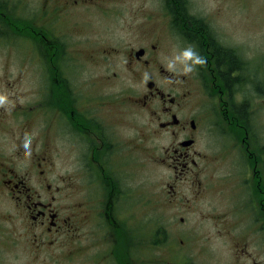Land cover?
I'll return each mask as SVG.
<instances>
[{
    "label": "flooded vegetation",
    "instance_id": "obj_1",
    "mask_svg": "<svg viewBox=\"0 0 264 264\" xmlns=\"http://www.w3.org/2000/svg\"><path fill=\"white\" fill-rule=\"evenodd\" d=\"M104 1L37 0L39 18L29 20L21 14L18 19L11 0H0V17L5 20L4 25L0 18L4 25L0 33L5 36L0 40L8 41L2 45L15 49L24 46L16 57L41 64L44 77L41 101L33 109L42 110L44 120L42 157L36 156L28 165L19 154L9 162L11 168L0 165V185L7 186L12 195L16 226L26 231L15 237L16 248L21 240L25 241L35 256L50 257L43 264H59L60 259L69 257L70 251V260L79 258L82 264H211L209 260L204 262V252L213 255L212 235H204L200 229L204 223H211L215 230L212 234L221 239L218 241L224 248H231L233 238L241 245L239 238L245 236L243 250L235 253L249 264H261L248 247L258 236L264 241V123L259 125L264 119L259 111L264 110V57L253 54L251 40L237 38L236 32L231 31L234 28L215 31L198 11L195 0H120L125 7L106 6ZM234 1L240 0L225 2L233 7ZM121 7L131 14L130 18L141 14L134 27L126 19L135 37H126L125 43L134 40L139 47L126 54L125 68L137 79L144 77V91L130 100L126 91L114 100L97 97V77L90 82L92 90H82L75 71L69 64L65 69L62 63L66 59L78 62L81 58L62 53L67 46L59 33L65 21L85 25L79 20L72 23L70 14L73 18L80 11L108 14ZM160 17H167L169 25H157ZM192 18L201 25L195 35L188 31ZM166 41L173 43L170 59L164 53ZM59 46L60 50H56ZM26 48L31 50L30 55H26ZM189 49L203 63L191 61L186 65L189 61L184 63L182 55ZM113 53L104 54L102 62L110 60ZM218 54L234 59L236 66L232 68L228 60H219ZM95 59L92 52L89 60L96 62ZM182 66H191L192 71L185 72ZM104 73L105 69L102 79ZM117 76H107V83ZM196 93L204 95L198 102L200 111L197 104L191 107ZM144 113L149 116L147 120ZM130 114L133 117L128 124ZM28 115L19 109L17 116H27L22 124L16 118L22 132L32 125ZM128 127L134 131L131 136L127 134ZM12 130L8 126L7 131ZM213 132L219 138L211 141ZM150 136L159 141L161 137L168 138L163 156L160 148L152 150L153 162L171 171L169 185L174 192L169 203L177 205L174 197L179 200L181 196V202H185L183 210L188 212L172 215L164 225L159 215L145 219L141 209L145 206L144 187L129 182L130 175L134 176L130 171L134 168L138 174V168H143L139 154L144 153L145 139ZM201 139L204 154L197 149ZM211 143L217 146L218 153L209 154ZM70 159L72 181L66 180L68 177L61 180L60 176L57 181H48L47 175L57 173ZM215 160L227 164L231 178L211 169L210 163ZM17 165L24 166L25 175L17 174ZM35 173L41 176L35 178ZM232 178L238 194L236 202H231L232 194L228 195L225 187L232 184ZM188 180L190 186L181 188ZM219 185L223 187L219 189ZM184 189L194 199L203 192L205 196L210 189L216 193L223 190L227 204L210 209L215 213L191 214L193 201H187ZM154 199L156 210H160V193Z\"/></svg>",
    "mask_w": 264,
    "mask_h": 264
},
{
    "label": "rangeland",
    "instance_id": "obj_2",
    "mask_svg": "<svg viewBox=\"0 0 264 264\" xmlns=\"http://www.w3.org/2000/svg\"><path fill=\"white\" fill-rule=\"evenodd\" d=\"M225 1L226 0H195L196 4L199 6L198 11L203 13L207 23L213 25L215 31L221 28V31L224 32L225 27L229 30L230 28H234L235 30L231 31L236 32L235 35L237 38H241L242 40L246 39V42L251 40L253 54L258 58L264 57V0L234 1L233 7H229V4H226ZM11 2L16 6L17 16L21 14L22 18H24L27 15L29 20L34 16L39 18L38 15L40 14L41 9L40 3L37 2V0H11ZM104 3L106 6L122 5L120 0H105ZM76 13L75 18H73L71 14L69 15L72 18L71 22L74 23V20H79L80 22L85 23V25H72L70 22L65 21V25H60L59 33H61V37L63 36L61 40H64V44L67 46L66 49L63 48L62 53L79 55L81 60L74 62L73 59H66L62 62L64 68H68L67 64H69L72 71H75L77 84L82 90H92L93 84L90 82L94 77H97L100 80L96 90L97 97H112L114 100L116 96L122 95L121 93L123 91H126L125 96L128 95L129 100L132 97H139V94L144 91V85L142 82L144 77H139V79H137L131 71L125 68L126 54L131 52L133 48L139 47V42L127 40V43H125V38L135 37L134 30L130 29V26L132 25V27H134V25L137 24L141 14L133 15V18H130L131 14L122 7L120 11L108 12V14L99 10H93L90 13L83 11ZM19 16L18 19H20ZM0 18L5 25V20L2 17ZM160 18V22L157 25H169L167 17ZM126 19L131 23L129 28L126 24ZM135 21L136 23L132 24V22ZM67 23L70 24L68 25ZM4 25L0 24V28ZM0 37L5 38L3 32L0 33ZM2 43L7 44L8 41L0 40V96L5 98L4 102L0 104V165L11 168L12 164L11 166H8L9 162L14 158L16 159L19 154H22V157H24V163L31 165V162L36 156L37 158L42 157L41 151L44 149L42 148V138H46L45 131L42 129L44 122L42 110H37L36 112L33 111L34 107L41 101L40 89L44 79L43 70L41 64L37 62H26L23 59L16 57V54L22 51L24 46H19L15 49L14 47L10 48L4 46ZM22 44L24 45L23 42ZM60 48V46L56 47V50H60ZM26 50V55H30L31 50L29 48H26ZM114 50L117 51V54L113 53ZM172 50V41H166L164 53L168 54L167 56L169 59ZM92 52L95 53L96 62L89 60V56ZM111 52L114 55L111 56L110 60H105V63H103V55ZM183 61L186 63L184 58ZM189 63H191V61L187 62L186 65H189ZM104 69L105 73L102 79ZM181 69H185V67L182 66ZM262 70L264 71V69ZM114 73H117V78H113L112 82L107 83L106 77L113 76ZM261 78L263 79V74ZM165 88L167 89L168 87ZM202 96L204 97L202 93H196L194 96V99H196L195 103H192L191 107L194 104H197V110L200 111L202 106L201 103H199V107L198 102L202 99ZM259 105L260 102L257 103V106ZM188 108H190V105ZM19 109L27 111L29 113L28 117L32 118L30 129L26 128L23 132L18 123L22 120V124L27 119V116H17ZM259 111L264 115L263 109ZM146 113H144V119L147 120L149 116ZM130 115L131 116L126 119L128 124L130 123V117H133L132 114ZM17 117H19L20 120H16ZM263 123L264 119L259 122V125ZM12 124L17 125L12 127ZM8 126L13 129L12 132L7 131ZM126 131L129 136L134 132L129 127ZM20 134H22V137ZM216 137L219 138L218 133L213 132L211 141H214ZM26 138L31 140L28 149H25L24 147ZM49 141L51 143L50 138ZM168 143V138L162 139L161 137L160 141L155 140L152 136L146 138L144 142V153L139 154L140 159H143V168H138V174L133 172L135 170L133 168L130 172H132L134 176L130 175L129 177V182L141 183L144 187L145 206L143 205L141 209L146 216L145 219L151 220L161 216L162 225H164L165 220L172 215L175 217L188 214L187 211L183 210L185 208V202H181L183 200L181 196L179 200L178 196L174 197V201L177 202V205L169 203V200L171 201V199H173L172 193L174 192L169 185L172 181L171 171L165 166L158 167L157 165H154L153 162L152 150L155 151L160 148V150H162L161 155L163 156L164 150L168 147ZM198 144L199 146L197 149L204 154V139H201ZM66 145L68 146L71 144L66 142ZM62 149H64V147ZM209 152L210 155L218 153L217 146L211 143V149ZM56 160L57 162L59 161L58 158H56ZM64 162L66 163L65 167L59 169L57 173H49L47 175L48 181H57L59 176L61 177V180H65L68 177L66 180L72 181L73 174L70 173V171H72V160L70 159ZM210 164L212 170L221 171L227 178L232 177L229 176L231 170L227 168V164L224 163L223 160H215ZM16 170L17 174L25 175L24 166L17 165ZM67 173L70 174L66 175ZM40 176L41 175L37 173L35 178ZM201 182L204 183V171L201 176ZM230 182L232 183L231 185L225 184L226 192H228V195L232 194L231 202H236L238 194L235 193L234 190L233 178ZM189 186L190 180L180 185L181 188H188ZM222 187V185H219L218 188L221 189ZM222 192L223 190H220L219 193H216L215 189L211 192L210 189L205 196L203 192L197 199H194L190 195L189 190L184 189L183 195H188L189 200L187 201H193L191 214H200L202 212L215 213L210 209H216L221 206L224 208L227 204L225 194ZM158 193H160L161 196L162 208L160 210H156L157 205H154V196ZM178 194L180 195V193ZM10 195L11 193L7 189V186L5 188L4 185H0V264H43L45 261H50V257L46 258L45 254L36 256L32 254L29 245L23 240L20 241L19 246L16 248V244L14 243L15 237H17V234L26 233V231L23 228L16 226L17 211L12 203V195ZM55 206L57 207V205ZM193 224H195V222ZM200 229L204 230V235H212L213 241L210 248L213 255L204 252V262L209 260L211 264H220L217 260L222 259L224 260V262H222L223 264H249L245 259L240 260L235 253V251L241 252L240 248L243 250V244L246 242L245 236L237 234L241 235L239 238L241 245L237 243L238 240L236 238H233L231 248L227 249L219 243L221 239L212 234L215 230L211 223H204V226L201 225ZM258 237L259 239L255 242L251 241L248 250L252 255H256L258 262L264 264V241L260 240L261 236ZM253 239H255V237L249 240ZM214 252L216 254H214ZM70 257H73L71 251L69 252V257L65 256L59 260V264H82L79 258L71 261ZM202 258L203 256L200 257V259Z\"/></svg>",
    "mask_w": 264,
    "mask_h": 264
},
{
    "label": "clouds",
    "instance_id": "obj_3",
    "mask_svg": "<svg viewBox=\"0 0 264 264\" xmlns=\"http://www.w3.org/2000/svg\"><path fill=\"white\" fill-rule=\"evenodd\" d=\"M183 58L186 62L192 61V63H203V61L201 59H199V57L195 56V53L191 49L184 52ZM190 71H192V67L186 66L185 72H190ZM4 100H5V98L3 96H0V104H2L4 102ZM30 143H31V140L26 138V142L24 144L25 149L29 148Z\"/></svg>",
    "mask_w": 264,
    "mask_h": 264
},
{
    "label": "trees",
    "instance_id": "obj_4",
    "mask_svg": "<svg viewBox=\"0 0 264 264\" xmlns=\"http://www.w3.org/2000/svg\"><path fill=\"white\" fill-rule=\"evenodd\" d=\"M200 29H201V25H199L196 22H194L193 18L189 20L188 31L190 32L191 35H195ZM218 57H219V60L222 59V61H227L228 60V62H230V64L232 65V68H234L236 66V62L234 61V59H230L229 56H227V55L220 56L218 54Z\"/></svg>",
    "mask_w": 264,
    "mask_h": 264
},
{
    "label": "bare ground",
    "instance_id": "obj_5",
    "mask_svg": "<svg viewBox=\"0 0 264 264\" xmlns=\"http://www.w3.org/2000/svg\"><path fill=\"white\" fill-rule=\"evenodd\" d=\"M60 207V206H59ZM77 212V211H76ZM69 214V213H68ZM73 214H74V212H73ZM79 214V213H78Z\"/></svg>",
    "mask_w": 264,
    "mask_h": 264
}]
</instances>
